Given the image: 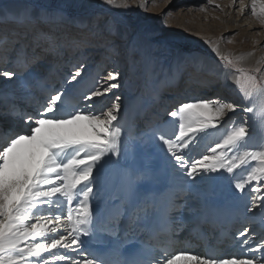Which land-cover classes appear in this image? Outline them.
Here are the masks:
<instances>
[{"label": "snow or ice", "instance_id": "6c2138e0", "mask_svg": "<svg viewBox=\"0 0 264 264\" xmlns=\"http://www.w3.org/2000/svg\"><path fill=\"white\" fill-rule=\"evenodd\" d=\"M105 2L110 6H129L128 0H119V4L118 0ZM251 13L264 24V0H251ZM25 27L31 31V26ZM7 42L6 36L0 37V44ZM205 42L224 66L233 71L234 83L243 99L252 103L260 98V102L244 108L243 112L253 113L264 128V57L259 58L254 67H245L244 62L251 53L233 55L222 52L216 41ZM17 62L23 66L21 75L29 70L30 64L22 54ZM84 67L81 64L70 80L81 78ZM2 75L11 78L15 73L3 71ZM120 76L119 72L97 76L95 90L71 105L67 103V90L61 89L56 94L49 91L46 106L41 105L34 115L17 105H10L7 112L0 110V115L20 119L29 129L28 134H23L0 126V264H59L60 261L121 264L108 253L88 250L89 241L102 234H114L116 227L115 219L106 217L100 208L101 172L113 159L126 157L133 151L119 122L121 98L116 96L115 102L106 109H97L94 102L120 87ZM240 109V104L222 99L201 98L180 103L167 112L172 131L169 132L167 123L152 131V139L165 146L175 173L182 179L173 198L163 207L158 208L154 203L132 205L129 213L128 200L123 202L122 215L127 214L134 225L147 217L149 209L161 214L159 229L149 237L150 244L143 249L147 259L138 264H257V260L264 261V242L253 248L248 227L235 234L241 251L226 254L230 258L214 251L202 256L174 249L173 214L183 207L180 197L186 190L185 185L194 186L197 180L227 178L242 194L252 182L264 181V137L253 150L255 138L249 127L229 115H235ZM202 144L204 154L194 158L193 153ZM148 179L150 174L146 171L135 175L131 171L127 173L129 199L138 185ZM252 191L260 193L261 187L255 186ZM256 199L264 206V198ZM204 207L208 211L217 210L207 203ZM256 207L254 202L247 212L251 213ZM61 230L65 234H61ZM162 236H167V240H162ZM61 250L64 254L57 256L56 252ZM238 255H251L253 259H237Z\"/></svg>", "mask_w": 264, "mask_h": 264}, {"label": "bare ground", "instance_id": "6f19581e", "mask_svg": "<svg viewBox=\"0 0 264 264\" xmlns=\"http://www.w3.org/2000/svg\"><path fill=\"white\" fill-rule=\"evenodd\" d=\"M77 1L80 5L81 10L89 8V6L94 2V0ZM245 2H247V0H241L242 5L237 13V16H241ZM154 4L155 3L153 2L150 6L151 11H155ZM216 6L219 7L220 4L217 3ZM248 6V10L250 11L251 0H249ZM30 9V3L28 4L26 2H16L14 4H11L9 8L0 9V37L6 36L8 38L7 43L0 44V64L4 60L3 57L6 49L11 47V39L19 38L17 42H15L17 46L12 49L8 63L2 66V70L0 71V89L2 86V88L4 89V93L2 94V96L4 97H0V101H5L4 98L9 95L6 94V91H9V88L11 87L16 88L18 86H22L16 92H14L15 95L18 97L30 96L31 93L29 92H31L30 89L32 88H30L29 82L35 81L36 83L33 82L34 84H36L34 88L35 95L33 96V99L30 98L28 101L18 99L15 97V95L13 96L14 98L12 97V100L16 103L21 101L20 104H22L18 107L21 110L27 112L28 114L30 109L32 111L35 107H37V104H41L42 99H44L50 91V89H48L51 87L48 86L49 81L48 83H45L44 80L38 81L42 75L48 76L49 74H54V76L57 77L56 81L58 80L59 82V80L63 79L62 71L66 69V66L64 65H66L67 63L69 53L75 56L80 54L82 55L84 51L88 52L87 58L91 57L90 61H92L93 65L96 62V59L98 58L96 56L99 55V51L95 55L93 54L94 50L99 48V46H97L98 43L96 42V40L93 41V39L95 38L92 36V33H86L87 31L84 30V25L87 23L88 20L87 17L81 16L77 19H72V21L71 19H68L67 22H69V24H67L64 21H59L58 16H61L59 13H52L47 10L39 11L37 13L33 12V14L28 16V14L31 12ZM247 13L248 12H245L243 16H245ZM243 16L240 18V21L237 22L236 25L234 23L232 25V22L230 21L232 19L234 20L235 17L230 19L228 16L229 19L227 21V24H229L228 28L230 29V32L236 26L242 29L240 34V41H242V44H244L243 38L248 36L247 29L253 27L255 28L257 26L255 21L250 20L248 17L243 19ZM29 18L32 19H30V21L28 22ZM149 19L137 23V27L140 28L144 33H147V36H149V33H152L153 30L157 27V23L153 22L152 27L150 29L146 28L150 23ZM62 22H64V24ZM70 22H72L71 25H74L72 27L73 33L69 35V37H66V35L62 36V33L59 31V34H61L58 36L55 30H57L58 27H62V32L68 31L67 29L70 27ZM27 24L31 26V31L28 30V34L31 37L26 38L21 33L20 26L22 27ZM222 30H225V25L223 26ZM12 31H14L16 35H13ZM19 33H21V35ZM192 34L195 36L199 35L200 37L210 36L212 39L215 38L214 32L210 30L209 32H200V30H198L196 33ZM57 36L59 37V40H57ZM173 36L174 35L169 34L166 37H161L163 39H166V41L159 42L158 48L154 49L155 51L152 50L153 42H149L147 39L143 38V48L139 51V58H141V60L145 62V65L147 67H150V59L152 55L154 56V54H156L158 56L156 64L153 65L154 70L151 76V80L156 82V89L152 95V98H150L149 94L144 91H141L137 95L133 96L127 94V96L123 99L124 101L122 102V108L120 110L119 122L120 125L123 127L125 139L129 142L133 151L130 155L126 157L122 156L118 160H116L125 168L129 169L128 172L131 171L133 175H135L139 171H146L150 174V179L141 182L140 188L138 187L140 192V199L141 201H144L143 205L153 203L152 201L154 199H157V203L161 201L167 202L175 195L176 187L182 179L178 174L175 173L171 163V158L166 153L165 146H163L160 142L153 140L151 136L152 132L148 131L149 127L154 124L152 122V119L156 117H162L164 113H167L173 110V108L178 107L180 103L194 102L201 98L222 99L226 102L238 103L241 105V109L238 110L235 115L229 114L231 116V119L236 120L238 122L243 121L246 126L249 127L252 135L255 138L253 150H256V146H258L261 142V139H256L255 135L257 129H259V122L256 120L253 113L243 112L244 108L252 107L253 103L260 102V98H257V100L252 103L247 101L248 103L245 104L243 102V97L238 90V87L234 83L233 71L231 69L226 68L224 64L220 63L217 60V58L219 57L212 51L211 47L208 48L207 52L194 51L191 54L183 53V49H180L181 45L177 44V42L181 40L178 37ZM101 38H104L106 40L103 34L98 39ZM49 39H51V42L48 43L47 40ZM228 39L232 41L234 40L232 37H228ZM240 41L235 45V48L230 47L228 43L226 44V42H223L222 44L219 43V46L222 52L229 53L230 51L233 55H239L241 53H251V55L248 56L246 61L244 62V66L254 67L255 62L259 59L257 52L254 49L250 52L243 50L241 51L237 49L240 44ZM25 45L26 47H31L30 51H28L27 54L24 48ZM175 48H177L178 51L172 54L171 51ZM243 48L244 47H242V49ZM82 49L83 51L80 53V50ZM21 54L25 57L27 62H31V60H34V63L31 65L33 68H31V70H29V72H27L26 74L19 76L18 74H16L14 76V79L4 77L2 75V72L9 71V68L13 67V70L15 72L18 69L20 71L22 70L23 66L17 62V58ZM187 54L190 56L189 62H186L184 60ZM96 63L98 66L99 62ZM93 65H90V67H92ZM97 66L94 70H96ZM185 66H192V69L190 70L191 72L189 73L190 77H187L185 79H179L178 76ZM56 72L57 74H55ZM53 80L55 79L53 78ZM123 82L122 85L124 84ZM122 85H120V87H118L116 90L122 89L128 91V86L125 84L122 87ZM82 88H85V86H83ZM82 88L81 90H83ZM32 93H34V91ZM236 97H239V100H237ZM9 99H11V97ZM94 102L95 107L97 109H106L108 106L110 107V105H108V95H105V97L99 99H95ZM0 104V110L4 112L8 111L10 105H14L11 103L9 105H3L1 102ZM27 105H29V109L26 108ZM172 105H174V107ZM82 106L83 103L81 104V107ZM170 106L171 109L167 110ZM155 112H157L158 114L155 115ZM14 120L15 118L12 116L0 115V126L10 128L15 131L18 129V126ZM12 124L14 125V127ZM154 125L159 126L158 124ZM168 130L169 132L172 131L171 125L169 126ZM18 133L27 134L25 130L21 129ZM206 142L207 141H205V143ZM202 154H204V150L201 146V148L198 149L197 152L193 153V156L194 158H199V155ZM254 164L255 162H253V165ZM113 168H116V166H114L113 163H108L104 166L101 172L100 180H103L101 183V190L102 194H105L104 196H108L109 192L107 193L106 191L110 189L107 188L109 186L110 181L112 185L114 181L113 178H117L118 172H115L114 170L116 169L113 170ZM112 171L113 174L111 175ZM110 176L112 178L111 180L109 178ZM105 183L106 188L104 190L106 191L103 190V186L105 185ZM255 186L261 187L260 193H254L252 191V188ZM159 187H163L162 190L157 192V194H160L161 197L159 198L158 196H156L155 198L152 195L154 194L153 189ZM185 188H189V190H185L181 194L180 203L183 204V207H180L178 211L173 214V218L176 222L172 228V230L176 232V235L173 237L174 246L178 243L179 236L183 233V229L188 226L187 225L183 228H180L184 223H186L185 218L189 215V213H192V211L194 212L197 207H200L201 201L203 199L202 195L204 196L208 191H212L214 188H216L217 192H225L226 194L235 192L236 195L240 196L246 202V205H250L251 208L252 204L255 202L257 204V207L253 208L251 212V214H253L254 216L262 214L264 210V206H261L262 201L260 199H256V197L264 198V181L259 183L252 182L251 185L246 186V190L242 194L238 190L234 189V182H231L227 178L217 179L214 181L197 180L196 185L189 187L188 185H185ZM109 197L111 196L109 195ZM134 205L139 204L138 202H136ZM100 208L102 209V203H100ZM151 210L152 209H149V211ZM140 224H142V222ZM261 227V229L263 230L264 225H262ZM142 228L143 227L141 225V230ZM146 228L147 226L145 225L143 230L145 231ZM138 229H140L139 226ZM157 230L158 229H151L147 233L148 239ZM137 231L138 230L135 231L130 229L128 235H133ZM118 233L119 232H117L115 236L102 234L98 236L95 240L89 241L88 250L100 253H108L113 259L119 260L121 264H127L122 259L125 256V249L127 246L125 243L121 242L122 238L118 236ZM61 234H65L64 230H61ZM161 239L167 240V237L162 236ZM114 242L120 243L115 244ZM233 242L236 243L237 241ZM252 247L255 248L256 245H252ZM195 250L197 251L198 248H196ZM53 251L55 252V250ZM240 251V247L238 246L233 252L229 253H239ZM187 252H190L193 255H199L194 253L192 250ZM63 254V250H61L60 252H56L57 256ZM257 255L259 256L261 254L258 253ZM76 258L78 257H75V259ZM225 258L230 257L226 255ZM236 258L253 259L251 255H238ZM45 259H50V257H45ZM59 264H66V262L60 261ZM257 264H264V261L257 260Z\"/></svg>", "mask_w": 264, "mask_h": 264}, {"label": "rangeland", "instance_id": "374dc122", "mask_svg": "<svg viewBox=\"0 0 264 264\" xmlns=\"http://www.w3.org/2000/svg\"><path fill=\"white\" fill-rule=\"evenodd\" d=\"M16 2H26L28 4L30 3L31 12L28 14V16L33 14V12L37 13L39 11L47 10L52 13H59L61 15L58 16L59 21H64L67 24H69V22H67L68 19H71L72 21V19H77L81 16L87 17L88 20L84 25V30L87 31L86 33H92V36L95 38L93 39V41L96 40V42L98 43L97 46H99V48L94 50L93 54L95 55L99 51V55L96 56L98 57L96 59V62H99V65L97 66L96 62L93 65L92 61H90L91 57L87 58L88 52L84 51L82 55L80 54L75 56L69 53L67 63L66 65H64L66 66V69H64L66 71H62V80H59V82L58 80L56 81L57 77L54 76V74H49L48 76L41 74L42 76L40 75L41 77L38 80H44L45 83H48L49 81L48 86L51 87L48 89H50L51 94H56V92L60 91L61 89H66L67 103L70 105L75 103L76 101H80L84 95H87L89 91L95 90V88L98 86L97 76L106 77L110 72L121 73L119 84L122 85V82L124 80V84L122 85V87L126 84L128 86V91L122 89H112L110 93L106 94L109 97L108 105L111 106V104L115 102L116 96H119L121 98L120 102L122 103L127 94L133 96L137 95L141 91L148 93L150 98H152V95L156 89V82L151 80V76L154 70L153 65L156 64L158 56L156 54H154V56L152 55L150 59V67H147L145 65V62L141 60V58H139V51L143 48V38L147 39L149 42H153L152 50L158 48L159 42L166 41V39H163L161 37H166L169 34H172L174 35L173 37H178L181 40L178 41L177 44L181 45L180 49H183V53L191 54L194 51L207 52L208 48L211 46L205 41L209 39L220 44L226 42V44L228 43L230 47L235 48V45L240 41V34L242 29L236 26L230 32V29L228 28L229 24H227V21L229 18L231 19L235 17L236 21L235 19H232L230 21L232 22V25L233 23L236 25L245 12L248 13L243 16V19L248 17L250 20L255 21L257 26L255 28L253 27L247 29L248 36L243 38L244 44H242V41H240L237 49L248 52L254 49L257 52L259 58L264 57V24H262L257 17L252 15L251 10H248L249 0L244 3L241 16H237V13L242 5L241 0H128L129 6L127 8L120 6H110L106 4L105 0H94L89 8L85 10L80 9V5L78 4L77 0H0V9L9 8L11 4H14ZM153 2L155 3V11L150 10V6ZM217 3L220 4L219 7L216 6ZM141 5H143V7H141ZM146 19L150 20V23L146 27L148 29L152 27L153 22L157 23V27L153 30L152 33H149L150 37L147 36V33H144L140 28L137 27L138 22L146 21ZM64 22L62 23L64 24ZM71 23L72 22H70V27L67 29L68 31L62 32V27H58L57 30H55L56 34L59 36L62 33V36L66 35V37H69V35L73 33L72 27L74 25H71ZM224 25L225 30H222ZM20 30L24 37H31L29 36L28 28H26L25 25L22 27L20 26ZM198 30H200V32H209V30L213 31L215 38L212 39L210 36L200 37L199 35L195 36L192 34L196 33ZM59 31L61 32L60 34ZM21 33L19 34L21 35ZM12 34L16 35L14 31H12ZM102 34L104 35L106 40L104 38L98 39L102 36ZM58 36L57 40H59ZM228 37H232L234 40L232 41L228 39ZM18 39H11V47L6 49L4 53V60L0 64V71L2 70V66L8 63L12 49L17 46L15 42H17ZM47 42H51V39L47 40ZM242 47L244 48L242 49ZM24 48L27 54L28 51H30L31 47H26L25 45ZM82 51L83 49L80 50V53ZM176 51H178L177 48L172 50L171 53L173 54ZM229 53L231 52L229 51ZM184 60L186 62H189L190 56L187 54ZM217 60L223 64V62H221L219 58H217ZM28 63L30 64L29 70H31V68H33L31 65L34 63V60H31V62ZM81 64L85 66V69H83L82 71L81 78H78L77 81H71V75L77 68L80 67ZM90 65L93 66L90 67ZM96 66L97 68L96 70H94ZM192 66H185L180 72L178 78L185 79L187 77H190L189 73L191 72L190 70L192 69ZM8 70L14 72L15 75H21V71L19 69L16 72L13 70V67L9 68ZM29 70L27 72H29ZM27 72H25L24 74H26ZM55 74H57V72ZM14 76L11 78L14 79ZM53 78L55 80H53ZM33 82L36 83L35 81L29 82L30 88H32L30 89L31 92H29L31 94L30 96L23 97L25 98L24 100L29 101L30 98L33 99V96L35 95L34 88L36 86V84H34ZM83 86H85V88H82ZM2 87L0 89V97H4L2 96V94L4 93V89ZM20 87L22 86H18L16 88L11 87L9 88V91H6V94H9V96H14V92H16ZM81 88L83 90H81ZM33 91L34 93H32ZM15 97L18 99H22V97H18L16 95ZM47 98L48 95L44 99H42L41 104H37V107H35L32 111L31 109L30 111L28 110L29 114L34 115L37 109L41 107V105L46 106ZM236 98L237 100H239V97ZM243 102L245 104L248 103L244 99ZM172 106L174 107V105ZM28 107L29 105L26 106V108ZM22 124L25 125L24 123ZM18 130L20 131V129H17L16 132H19ZM21 130H25L28 134L29 129L27 127L21 128ZM109 163H113V165L116 166V168H113V170L116 169L114 171L118 172L117 178H113L114 181L112 185L110 181L109 186L107 187L110 189H108L107 191L104 190L106 188L105 183V187L103 186V190L111 194L108 193V196H104L105 194H103V199L100 201V203H102V209L103 206L105 207L104 215L106 217H113L119 220L121 218H124L126 215H122V213L124 212L123 202L125 200H128L130 210L131 206L134 205L139 198V188L141 185H138L139 188L137 187V189L134 193L131 194V197L129 199V193L125 182V177L129 169L125 168L116 159H113ZM112 174L113 171L111 175ZM109 178L110 180L112 179L111 176ZM102 181L103 180H101V183ZM162 189L163 187L153 189V193L155 195H152L155 198L156 196L160 198L161 196L160 194H157V192ZM109 195L112 198L109 197ZM78 258L80 259V257ZM78 258H76V260H79Z\"/></svg>", "mask_w": 264, "mask_h": 264}]
</instances>
